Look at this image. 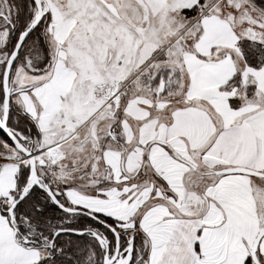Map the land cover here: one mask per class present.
Here are the masks:
<instances>
[{
  "label": "snow or ice",
  "instance_id": "6c2138e0",
  "mask_svg": "<svg viewBox=\"0 0 264 264\" xmlns=\"http://www.w3.org/2000/svg\"><path fill=\"white\" fill-rule=\"evenodd\" d=\"M0 264H264V0H0Z\"/></svg>",
  "mask_w": 264,
  "mask_h": 264
}]
</instances>
